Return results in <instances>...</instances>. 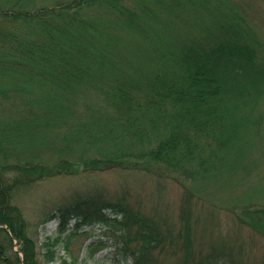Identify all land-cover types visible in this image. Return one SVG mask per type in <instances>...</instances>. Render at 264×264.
Returning a JSON list of instances; mask_svg holds the SVG:
<instances>
[{
    "label": "trees",
    "instance_id": "16d2710c",
    "mask_svg": "<svg viewBox=\"0 0 264 264\" xmlns=\"http://www.w3.org/2000/svg\"><path fill=\"white\" fill-rule=\"evenodd\" d=\"M236 4L0 0V264H69L61 249L76 264L70 247L81 237L89 258L111 248L118 263L264 264V250L252 259L239 235L214 239L213 231L207 247L196 249L204 218L214 216L202 213L207 203L189 184L209 170L201 155L212 138L222 147L228 133L239 139L246 125L234 124L231 114L264 95V53ZM92 114L117 120L109 133L121 130L117 141L129 130L130 147L77 163L47 165L37 155L48 138L41 128ZM159 166L183 187L178 224L157 218L159 210L145 213L127 194L76 190L39 223L58 222L39 247L17 205L21 192L79 169L149 172ZM234 215L238 229L264 237V205Z\"/></svg>",
    "mask_w": 264,
    "mask_h": 264
},
{
    "label": "rangeland",
    "instance_id": "374dc122",
    "mask_svg": "<svg viewBox=\"0 0 264 264\" xmlns=\"http://www.w3.org/2000/svg\"><path fill=\"white\" fill-rule=\"evenodd\" d=\"M56 1L34 0V3L53 5ZM68 1L71 0H62ZM236 2L235 12L243 14L246 18V27L248 24L252 26L254 38L260 51L264 53V0ZM241 5L245 7L244 13L239 11ZM79 110L84 113L82 108ZM231 116L229 119L233 120L234 124L246 125L239 132L241 136L236 139L228 133L224 137L223 147L216 139L209 140L210 145L206 144V149L201 155V162H204L209 170L205 171L203 168L201 176H198L193 184L189 183L196 194L203 198V203H207V209L205 208L202 213L214 212L210 222L204 218L201 224L196 249L207 247L213 231L214 239L222 234L228 237L234 235L235 238L239 235L250 250L251 258L255 259L260 257L264 250V237L252 233L247 228L238 229L234 213L248 205H264V95L235 109ZM115 121L117 120L108 114H92L90 118L85 119L58 118L50 124L51 129L43 127L39 130V134L48 133V138L44 136L47 144L43 151H37V155L41 156L47 165H51L63 159L77 163L82 158H101V153L107 154V151L123 147L128 149L133 140L129 130L121 141H117V135L122 134L121 130H117L112 136L109 134L116 125H119ZM83 125L90 133L84 132ZM148 142L146 140L145 144ZM38 143H43L41 138L38 139ZM79 170L74 176L47 179L17 196V205L31 223V233L36 237L39 247L46 237L55 232L58 222H51L44 227L39 226V223L62 197L76 190L101 189L112 195L127 194L131 203L140 204L145 213L153 216L155 210H159L162 214L160 216L158 214L157 218H162V215L171 224H178L183 187L173 178H166L168 173L166 167L159 166L149 172L119 169L84 173L82 169ZM86 241L85 237H81L71 243L70 248L76 264H131L129 261L118 263L114 260L112 258L114 250L111 248L99 251L93 259L89 258ZM59 256L67 259L70 264V257L64 250L59 251ZM55 264L63 263L59 259Z\"/></svg>",
    "mask_w": 264,
    "mask_h": 264
}]
</instances>
